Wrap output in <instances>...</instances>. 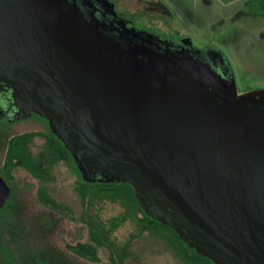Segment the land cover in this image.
Listing matches in <instances>:
<instances>
[{
  "label": "water",
  "instance_id": "1",
  "mask_svg": "<svg viewBox=\"0 0 264 264\" xmlns=\"http://www.w3.org/2000/svg\"><path fill=\"white\" fill-rule=\"evenodd\" d=\"M102 2L127 37L74 0H0V81L14 120H45L84 180L128 184L199 256L264 264V91L238 93L200 50L133 41L170 44ZM9 195L0 177V208Z\"/></svg>",
  "mask_w": 264,
  "mask_h": 264
},
{
  "label": "rangeland",
  "instance_id": "2",
  "mask_svg": "<svg viewBox=\"0 0 264 264\" xmlns=\"http://www.w3.org/2000/svg\"><path fill=\"white\" fill-rule=\"evenodd\" d=\"M111 1L117 4L118 11L154 17L152 23L149 22L151 17L143 16L131 25L154 30L163 37L179 32L180 36H191L198 48L218 49L231 65L238 92L264 91V12L260 14L255 10V4L264 0ZM250 4H254V11L259 16H250ZM151 24L156 27L151 28ZM28 132L46 133L42 124L29 120L6 128L5 143L12 136ZM45 147L46 140L36 137L29 149L33 156H37ZM0 148V172L5 176L3 154L5 158L6 146L4 150ZM49 170V181L42 182L41 186L46 187L56 202L68 206L75 220L68 221L60 215L51 214L52 210L42 206L36 195L41 182L17 167L6 178L11 197L1 213L0 251L7 247L25 264H33V258L41 255L35 249L42 246L43 254H46V246L51 244L55 256L63 255L73 264H112L109 250L105 247L93 248L88 240V229L83 220L91 217L110 231L109 238L116 247L123 248L129 244L131 255L123 264H195L179 256L171 244L160 236L148 231L138 234V228L128 217L117 227L111 226L109 221L120 218L124 213L121 203L94 197L82 205L78 177L64 161L56 163ZM77 243L92 247L98 261L78 259L66 250L65 245Z\"/></svg>",
  "mask_w": 264,
  "mask_h": 264
},
{
  "label": "trees",
  "instance_id": "3",
  "mask_svg": "<svg viewBox=\"0 0 264 264\" xmlns=\"http://www.w3.org/2000/svg\"><path fill=\"white\" fill-rule=\"evenodd\" d=\"M255 4V2H254ZM143 14H136L135 16H142ZM130 23V22H129ZM46 124L47 122L43 120ZM36 137H42L46 140V147L43 152L37 156H33L30 152V145ZM64 161L71 171L78 177L79 180V198L82 205L90 198H105L113 202L121 203L124 207V213L120 218L111 219L109 222L111 226L117 227L125 218H130L138 228V234L148 231L151 234H156L167 241L175 249L176 253L182 258L194 262L195 264H214L207 258L199 256L195 250L189 249L183 244L173 230L161 223L149 218L137 203L132 188L125 183L101 181L88 182L83 179L70 153L65 149L63 144L51 133L46 125V133L30 132L22 133L13 136L6 140V154L3 164V172L7 177L17 167L23 168L31 176L41 182L37 189L38 202L52 211L59 213H66L71 211L70 208L64 204L56 202L47 192L45 186H41L42 182H48L50 177V167L56 163ZM2 210H0L1 212ZM88 228V240L92 247H105L110 252V259L112 264H123V261L131 255L128 250L129 244L123 248L116 247L109 238V230L100 226L93 218L89 217L84 220ZM131 243V241H129ZM87 245L78 244L72 250L92 261H98L95 250ZM1 255L5 256L6 261L0 264H25V262L9 261L8 258L12 253L7 247L1 249ZM33 264H45L37 262Z\"/></svg>",
  "mask_w": 264,
  "mask_h": 264
},
{
  "label": "flooded vegetation",
  "instance_id": "4",
  "mask_svg": "<svg viewBox=\"0 0 264 264\" xmlns=\"http://www.w3.org/2000/svg\"><path fill=\"white\" fill-rule=\"evenodd\" d=\"M74 1L79 2L81 5H83L87 9V14H86L87 18L97 22L98 25L101 27L102 30H104L105 33L112 35L113 37L117 38L118 40H122L123 37H127L126 35L122 34L121 27L117 24V21H114V19H115L114 16H112V14L109 11H107V9L104 7L102 0H74ZM108 1H109V3L113 4V10L116 13L117 18L122 19L126 23L127 28H134V29H138V30H143V31L147 32L149 35L158 36L161 41L170 42V44L168 46H165L162 43H158V41H156L155 38H152L151 41H146L147 37L146 38L141 37L140 39L134 38L133 41L139 42V43H145L148 46H150L152 49H160V52H163L167 49H178L177 51H183V49H184V51H186L187 49H194V50L199 49L200 52H202L198 55L199 58L201 57L206 63L212 65V67L215 68V71L218 74H220V76H223L226 78L227 76L230 75V73L233 74L230 63L228 62L227 58L218 49H216L214 47H199L198 48L194 45L193 38L191 36H185V35L180 36L179 32L177 35H174V36L170 35V36L163 37L162 35L158 34L157 32H154V30L151 31V30L146 29L145 27L141 28V27H137L135 25H131L130 23H133L134 20H137V19L141 20L143 18V16L151 17V20L149 22L152 23V19L154 17L152 18V16H149V15L135 16L136 13H134V12L133 13L125 12V11H121L120 9L118 11L116 9L117 4L113 3L111 0H108ZM253 6H254V4H250V6H249V14L251 17H257L264 12V8H263L264 7V1H262L258 5L255 4V10H258V12L260 14L254 11ZM122 14H125L127 16L122 15ZM139 14H142V13H139ZM150 26H151V28L156 27L153 24H151ZM233 78H234V75H233ZM238 93H240V92H238ZM9 94L10 93H9L8 87L2 81H0V147H2L3 150L5 149V146H6V143H5L6 128L14 127L15 125H18L20 123H23V122H26L29 120L34 121L35 123L42 124L45 131H46V125L48 126V124H46L42 118L38 117L35 114H31L26 119L14 120V118L16 116L15 115L16 112L13 109V105L9 101V98H10ZM48 128H49V126H48ZM0 153H1V148H0ZM4 159L5 158H4V154H3V161H4ZM0 177L8 185V180L6 179V177L1 172H0ZM8 187H9V185H8ZM10 197H11V188H10V195H9L8 199L6 200L4 206L2 208H0V210H4L6 208V206L8 205V203L10 201ZM47 209H49V208H47ZM50 212H52L51 214L60 215L68 221H74L75 220L74 217L72 216V211H68L64 214L59 213L58 211H50ZM1 213H2V211L0 212V219L2 217ZM48 215H49V213H48ZM50 216L52 219L54 218L52 215H50ZM85 220H87V219H85ZM83 222H84V220H83ZM84 224H85V222H84ZM78 244H80V243H77V244L72 245V246L71 245H65V248L67 251H71L73 253V255L75 257H77L78 259H81V258L85 259L84 257L76 254L72 250V248L76 247ZM46 248H47L45 250L46 254H43L44 250H42V246L35 249L36 252H41V255L38 258H36V257L33 258V263L43 262V263H47V264H73L72 262H70L67 259V257H65L63 255L55 256L54 255V249H53V246L51 244L46 246ZM9 251L11 252L10 249H9ZM21 259L22 258H20L19 256H16L15 254H13L11 257L8 258L9 261L24 262ZM5 261H6V258H5V256L1 255V251H0V262L4 263Z\"/></svg>",
  "mask_w": 264,
  "mask_h": 264
}]
</instances>
